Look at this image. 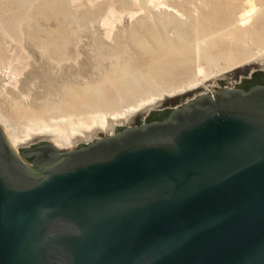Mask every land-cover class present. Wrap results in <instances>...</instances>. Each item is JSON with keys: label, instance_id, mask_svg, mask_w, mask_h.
<instances>
[{"label": "water", "instance_id": "water-1", "mask_svg": "<svg viewBox=\"0 0 264 264\" xmlns=\"http://www.w3.org/2000/svg\"><path fill=\"white\" fill-rule=\"evenodd\" d=\"M73 149L0 125V264H264V85Z\"/></svg>", "mask_w": 264, "mask_h": 264}, {"label": "rangeland", "instance_id": "rangeland-1", "mask_svg": "<svg viewBox=\"0 0 264 264\" xmlns=\"http://www.w3.org/2000/svg\"><path fill=\"white\" fill-rule=\"evenodd\" d=\"M75 1L0 0V114L2 118H4L5 125L8 129L14 130V132L18 134L21 133L20 130L23 131L32 116L39 118L43 116L49 123H54L58 122L61 113L69 110L72 105H77V108L74 109L73 112L76 113L78 111V113L81 114L95 111L98 107L100 110L98 109L97 111H102L104 108L105 110H109L113 107V104L115 106L117 105L116 108L119 107L118 109L115 108L116 110H120L121 106L123 107V104L126 102L124 107L129 105V103H134V101L137 102L138 98L143 99V97L150 93L151 89L152 91L155 90V93H159L165 86H175V84H178L177 82H179V84L183 83L188 75L191 74L190 71L192 69L178 67L175 64H167L165 62L162 63L164 59L161 60L160 56L163 39H165V37L167 38L168 35L170 37L174 35L175 39V35H184L185 38H193L196 33L195 31H197L198 35H201L203 32L208 31L210 26H214L221 22V16H223V14L233 19L238 11L243 8L241 4L243 0H235V3L233 0H230L227 10L221 5L224 1L228 0H166L167 3L172 2V4L170 3L171 6L175 8L177 12L179 10L178 13L184 14L183 17L185 18H183V22L181 23V21L170 19L164 14L165 10L163 8L161 9L153 5L152 9V4L146 3L145 0H138L137 2L133 0ZM255 1L256 4L260 6L264 0ZM137 3L140 4L139 7ZM135 4H137V7L134 6ZM109 9L114 12V17L111 18L113 24L110 31L107 30L105 26L102 27L103 25L100 23L103 21V17L108 14L107 12H109ZM138 9L140 12H138ZM214 9H217L218 12L217 10L215 12ZM23 13L25 14L23 15ZM128 14H130V16ZM151 15L152 18H150ZM115 17L117 18L116 20H114ZM129 17L131 19H129ZM187 18L193 19L189 21ZM216 19L218 20L216 21ZM20 20H22V22ZM263 20L264 16L262 12H259L254 20V27L260 28L259 26H264V24H261L264 23ZM137 25L141 28L145 27L144 29L142 28L143 32ZM147 29L149 30L148 32H146ZM155 29L157 31H155ZM159 29H161V31ZM164 29L165 32L163 34L162 31ZM150 31L152 32L151 34H153L152 36H150ZM170 31H174L175 34ZM104 33H109V36ZM139 33L140 35L142 33V35L140 36ZM188 33L190 34L189 36ZM153 36L155 37L153 38ZM157 36H159L160 43L155 41V38H158ZM106 37L108 38L105 39ZM137 37H140L139 39L142 42ZM114 38L116 39L114 40ZM145 38L149 39L152 45L150 43L148 44L152 47H149L146 43L148 39ZM138 42L142 43H140V48L138 47ZM154 44L157 48L159 47L158 49L160 50H153ZM210 47L211 46L207 47L208 51H216V48ZM152 51L155 52L152 53ZM157 51H160V55L159 58L157 57L159 60L156 58L158 60L155 61L156 64L152 61V57L150 56L154 54V56H157ZM149 54H152L149 56L150 58L147 57ZM154 56L153 60H156ZM7 58L10 59V61ZM194 62H202V60H196L193 52H191L188 63ZM153 64H156L154 66L155 68H152ZM159 64L161 65L159 66ZM123 68L127 69L125 70ZM129 68L133 69L128 70ZM134 69H136V71H134ZM251 69L264 70V62L260 63L254 61L250 64H245V66L239 69L228 71L224 73V75L207 81L204 86L197 89L189 90L176 96H166L158 101L157 104H152L150 105L151 107L147 106L139 113L123 120L122 125L115 126L113 122H111L106 130H94L86 136L76 137L72 140L73 142H71L73 143L71 144L72 146L67 144V146H69L67 147L64 144V147L61 146V150L73 149L79 144H86L95 139L103 138V136L114 134L119 127L123 128L139 125L147 121L153 113L179 106L182 102L199 94H204V92L212 93L214 90L234 87V84H238L240 78L248 75ZM187 70L188 72H186ZM12 71L16 72V74L18 73L15 80L12 76L10 77L9 73ZM185 72L187 74H185ZM129 74H131V77ZM158 74L160 75L157 76ZM148 75L149 77L147 78ZM127 76L131 79L128 78L129 80L125 81ZM116 81L117 83L119 82V84H117L118 86H115ZM126 85L129 86L128 89L131 93L126 89ZM101 86L102 88L100 89ZM124 86L126 87L124 88ZM104 87H107V89ZM68 89H70V91L73 89V93L72 91H68ZM96 89H99V92L103 90V94H106L103 95L101 92H97ZM142 93H146V95H140ZM93 95L95 96L94 98ZM76 96H79L78 99H75L77 98ZM96 97L98 98L96 99ZM73 98L75 101H73ZM91 99H94V102ZM115 101L118 104H116ZM85 102H89V104ZM64 105H67V108L66 106L64 108ZM89 105L90 107L92 106L91 109L95 108L91 110L89 109L90 107H88ZM44 107L47 108L43 109ZM79 107H83V109ZM114 107L111 110H115ZM124 107L121 110H123ZM82 110L86 111L83 112ZM49 111L52 112L50 113ZM48 113H50L51 116H49ZM53 116L58 119L55 120ZM53 139V135L41 134L29 141V143L21 144L18 149L32 146L41 141L52 143Z\"/></svg>", "mask_w": 264, "mask_h": 264}, {"label": "bare ground", "instance_id": "bare-ground-1", "mask_svg": "<svg viewBox=\"0 0 264 264\" xmlns=\"http://www.w3.org/2000/svg\"><path fill=\"white\" fill-rule=\"evenodd\" d=\"M22 1V0H21ZM75 1V0H74ZM78 1V0H77ZM91 1V0H89ZM133 1H138V0H133ZM146 3L148 4H152V6H156L159 8H163L165 10V13L170 19L172 20H176V21H181V23L183 22V15L184 14H180L176 11L175 8H173L171 6L172 2L167 3L166 0H145ZM218 1V0H216ZM72 2V1H71ZM76 2V1H75ZM79 2V1H78ZM95 2V1H94ZM228 2H230V0L228 1H224L223 4L221 5L222 7H225V9L227 10V6H228ZM233 2L235 3V0H233ZM33 3V2H32ZM31 3V4H32ZM92 3V2H91ZM206 3V2H205ZM138 4V3H137ZM137 4H135L134 6L137 7ZM147 4V5H148ZM237 4V3H236ZM243 8L238 11V13L234 16V18L230 19L228 16H225L223 14V16H221V19L218 24L214 25V26H210V29L208 31L203 32V34L198 35L197 31H195V36L193 38L191 37H187L185 38L184 35L179 36V35H175L176 39L173 37H170L168 35V37L165 39H163L164 41L162 42V46H161V56L160 59L164 61L162 63H167V64H175L178 67H182V68H189L192 69L190 72L191 74L188 75L187 79L184 80L183 83L179 84V82H177L178 84L175 86H165L163 87V89L159 92V93H155V90L150 91L149 94L146 95V93H144L146 96L143 97V99L138 98V101L136 99L137 102L134 101V103H129V105H127L126 107H124L125 104H123L124 109L121 110L123 107L121 106L120 110H116L118 108L117 105L115 106L113 104V107L115 110H111L113 107H111V109L109 110H105V108L102 111H97L99 109V107L97 109H95V111H90V112H85L84 110H82L85 113H78V111L76 113L73 112L74 109L77 108V105H72L71 108H69V110H66L65 112L61 113L58 122H54V123H49L47 120H45L43 118V116L41 118L39 117H33L29 119L28 124L24 127L23 131L20 130V134L14 132V130L8 129V127L5 125V121L4 118H2V115L0 114V125L3 129V133L4 136H6V139L9 143V145L15 150L17 151L18 147L21 146V144H26L29 143V141L33 140L36 136L41 135V134H50L53 135L54 139L52 141V145L57 148V149H61L62 147H64V144L67 146V144H69V146H72L71 142H73L72 140L75 139L76 137H82V136H86L88 133L94 131V130H106V128L111 124V122H113V124L115 126H120L122 125L123 120L128 119L130 117H132L133 115L139 113L140 111L143 110V108H146L147 106H150L152 104L155 105V103L157 104L158 101H160L161 99H163L164 97H168V96H176V95H180L183 94L186 91L189 90H193V89H197L201 86H204V84L209 81L212 80L218 76L224 75V73H227L228 71H232V70H236L239 69L240 67L245 66V64H250L251 62L257 61L260 63L264 62V26H259L260 28H255L254 27V20L256 19L257 15L259 12H262V15L264 16V1L263 3L260 4V6H258L256 4L255 0H243V3H241ZM140 4H138L139 7ZM146 5V6H147ZM178 5V4H177ZM230 5V4H229ZM22 6V5H21ZM20 6V7H21ZM133 6V5H132ZM150 6V5H149ZM179 6V5H178ZM182 6V5H181ZM215 6V5H214ZM155 7V8H156ZM176 7V5H175ZM229 7V6H228ZM112 8V7H111ZM142 8V7H141ZM232 8V7H231ZM113 9V8H112ZM153 9V8H152ZM224 9V10H225ZM27 10V9H26ZM131 10V9H129ZM139 10V9H138ZM196 10V9H195ZM215 10V9H214ZM217 10V9H216ZM215 10V12H216ZM223 10V11H224ZM114 11V9H113ZM112 10L109 9V12H107L108 14H106L105 17L101 18L103 19L102 22V27H106L107 30H111L112 29V24L113 21L111 20V18L114 17V12ZM197 11V10H196ZM25 12V11H24ZM123 12V11H122ZM140 12V10L138 11ZM184 12V11H183ZM182 12V13H183ZM218 12V10H217ZM226 12V11H225ZM103 13V12H102ZM116 13V12H115ZM195 13V12H194ZM25 13H23L24 15ZM104 14V13H103ZM102 14V15H103ZM120 14V13H119ZM123 14V13H122ZM121 14V15H122ZM137 14V13H136ZM186 14V13H185ZM220 14V13H219ZM228 14V13H227ZM234 14V13H233ZM130 16V14H128ZM213 15V14H212ZM217 15V14H216ZM21 16V15H20ZM104 16V15H103ZM189 16V15H188ZM202 16V15H201ZM211 16V14H210ZM233 16V15H232ZM231 16V17H232ZM132 17V16H131ZM134 17V15H133ZM154 17V16H153ZM192 17V16H190ZM206 17V16H205ZM262 17V16H261ZM260 17V18H261ZM122 18V17H121ZM120 18V19H121ZM150 18H152V15L150 16ZM156 18V17H155ZM214 18V17H213ZM218 18V17H216ZM22 19V17H21ZM117 18L115 17L114 20H116ZM129 19H131L129 17ZM188 19V18H187ZM193 18L188 19L189 21H192ZM262 19V18H261ZM260 19V20H261ZM24 20V19H23ZM29 20V19H28ZM157 20V19H156ZM206 20V19H205ZM218 19H216L217 21ZM22 22V20H20ZM151 21V19H150ZM153 21V19H152ZM160 21V20H159ZM194 21V20H193ZM207 21V20H206ZM264 21V20H263ZM20 22V23H21ZM26 22V21H25ZM118 22V21H117ZM196 22V21H195ZM208 22V21H207ZM119 23V22H118ZM152 23V22H151ZM158 23V22H157ZM205 23V21H204ZM209 23V22H208ZM19 24V23H18ZM17 24V26H18ZM115 24V23H114ZM215 24V23H214ZM259 24V23H258ZM264 24V23H261ZM260 24V25H261ZM157 26H159L158 24H156ZM180 25V24H179ZM188 25V24H187ZM138 26V25H137ZM145 26V25H143ZM154 26V25H153ZM202 26V25H201ZM200 26V27H201ZM114 27V25H113ZM139 27V26H138ZM165 27V26H164ZM199 27V28H200ZM203 27V26H202ZM141 31L145 28H141ZM147 28V27H146ZM166 28V27H165ZM196 28V27H195ZM138 29V28H137ZM105 30V29H104ZM139 30V29H138ZM161 31V29H159ZM182 30V29H180ZM199 30V29H198ZM206 30V29H205ZM149 30L147 29L146 32H148ZM155 31H157L155 29ZM184 31V30H183ZM106 32V31H105ZM112 32V31H111ZM110 32V33H111ZM140 32V31H139ZM143 32V31H142ZM163 34L165 32V29L162 31ZM173 32L174 31H170ZM181 32V31H178ZM188 32V31H187ZM190 32V31H189ZM50 33V32H48ZM145 33V32H144ZM152 32L150 31V36H152L153 34H151ZM157 33V32H156ZM192 33V32H190ZM54 34V33H53ZM52 34V35H53ZM104 34H108L109 33H104ZM148 34V33H147ZM146 34V35H147ZM175 34V33H174ZM187 34V33H186ZM112 35V34H111ZM140 35V33H139ZM138 35V36H139ZM142 35V33H141ZM140 35V36H141ZM149 35V34H148ZM162 35V34H161ZM190 34L188 33V36ZM54 36V35H53ZM155 36H153L154 38ZM158 38H155V41L159 42V36H157ZM164 37V36H163ZM170 37V38H169ZM216 37V38H215ZM53 38V37H52ZM55 38V37H54ZM108 37H106L105 39H107ZM117 38V37H116ZM114 38V40L116 39ZM138 38V37H137ZM140 38V37H139ZM138 38V39H139ZM162 38V36H161ZM111 39V37H110ZM118 39V38H117ZM148 39V38H145ZM140 40V39H139ZM141 41V40H140ZM148 42H146L147 44L150 43L149 39L147 40ZM142 42V41H141ZM139 44V48H140V43ZM157 42V44H158ZM53 43V42H52ZM160 43V42H159ZM142 44V43H141ZM152 45V43H150ZM149 47H152L150 46ZM155 45V44H154ZM145 46V45H144ZM156 46V45H155ZM154 46V47H155ZM158 46L160 47V45L158 44ZM211 46L212 48H216L215 52H210L208 51L207 47ZM143 47V46H142ZM153 50H160L157 48ZM210 47V48H211ZM147 48V46H146ZM144 49V48H143ZM150 49V48H149ZM148 49V50H149ZM151 50V49H150ZM155 51H152V53ZM158 55L156 53L157 56H154L152 54H149L147 57L150 58L152 57V61H158L159 59V55H160V51H157ZM191 52H193L194 57L196 60H202V62H197V63H188L189 62V58L191 57ZM116 55V54H115ZM152 55V56H150ZM117 56V55H116ZM120 56V55H119ZM150 56V57H149ZM153 56L154 58L157 59L153 60ZM8 59V58H7ZM147 59V58H146ZM10 61V59H8ZM151 60V59H150ZM151 61V62H152ZM137 62V61H136ZM161 62V61H159ZM156 63V62H155ZM161 63V64H162ZM12 64V63H11ZM152 64V63H151ZM149 64V65H151ZM157 64V63H156ZM155 64V65H156ZM159 64V66L161 65ZM123 65V64H122ZM153 64L152 68H155V66ZM166 65V64H165ZM11 66V65H8ZM168 66V65H167ZM130 67V66H127ZM134 67V66H132ZM137 67V66H136ZM135 67V68H136ZM158 67V66H157ZM156 67V68H157ZM8 68V67H7ZM10 68V67H9ZM125 69V68H123ZM127 69V68H126ZM125 69V70H126ZM133 68H129L128 70H131ZM137 69V68H136ZM136 69H134V71H136ZM169 69V68H168ZM139 70V69H138ZM137 70V71H138ZM154 70V69H153ZM134 71H131L133 73H135ZM185 71V70H184ZM163 72V71H162ZM188 72V70L186 71ZM185 72V74H187ZM139 73V72H138ZM154 73V72H153ZM10 77L12 76V78L15 80L17 77L16 72H10ZM120 74V73H119ZM118 74V76H119ZM167 74V73H166ZM131 77V74H129ZM140 75V74H139ZM160 74H158L157 76H159ZM169 75V74H168ZM171 75V74H170ZM117 76V77H118ZM137 76V75H136ZM166 76V75H165ZM129 76H127V80H129L128 78H130ZM133 77V75H132ZM149 77V75L147 76V78ZM156 77V76H155ZM154 77V78H155ZM173 77V76H171ZM141 78V77H140ZM131 79V78H130ZM134 80V79H132ZM131 80V81H132ZM142 80V79H141ZM155 80V79H153ZM152 80V81H153ZM130 81V83H131ZM135 81V80H134ZM176 81V80H175ZM15 82V81H14ZM181 82V81H180ZM123 83V82H122ZM125 83V82H124ZM162 83V82H160ZM176 83V82H175ZM15 84V83H13ZM119 84V82L117 83L116 81V85ZM121 84V83H120ZM159 84V83H158ZM16 85V84H15ZM14 85V86H15ZM103 85V84H102ZM125 85V84H124ZM129 85V84H128ZM128 85L124 86V88L126 87V89L128 90V92H130V90L128 89ZM157 85V84H156ZM123 86V85H122ZM132 87V86H131ZM159 87V86H158ZM162 87V86H161ZM160 87V88H161ZM102 88V86L100 87V89ZM107 89V87H104ZM150 88V87H147ZM87 89V88H86ZM85 89V90H86ZM117 89V88H116ZM144 89V88H143ZM155 89V88H153ZM73 89H71L72 91ZM97 92H99V89H96ZM123 90V87H122ZM126 90V91H127ZM133 90V89H132ZM131 90V91H132ZM68 91H70V89H68ZM70 91V92H71ZM141 91V90H140ZM144 91V90H143ZM148 91V90H147ZM85 92V91H84ZM101 94H103V90L100 91ZM99 92V93H100ZM142 92V91H141ZM152 92V93H151ZM73 93V91H72ZM71 93V94H72ZM76 93V92H74ZM86 93V92H85ZM92 93V92H91ZM98 93V94H99ZM126 93V92H125ZM131 93V92H130ZM135 93V92H134ZM69 94V93H68ZM70 94V95H71ZM95 94V93H94ZM106 94V93H104ZM103 94V95H104ZM143 93L140 95H144ZM77 95V94H74ZM79 95V94H78ZM85 95V94H84ZM82 95V96H84ZM96 95V94H95ZM125 95V94H124ZM131 95V94H130ZM129 95V96H130ZM134 95V94H133ZM138 95V94H137ZM97 96V95H96ZM100 96V95H99ZM135 96V95H134ZM74 97V96H73ZM78 99L79 96H76ZM95 96L93 95V98ZM139 97V96H137ZM72 98V97H71ZM82 98V97H81ZM92 98V97H89ZM98 97H96L97 99ZM99 98H103V97H99ZM134 98V97H133ZM74 99V98H73ZM75 99L73 101H75ZM86 99V98H85ZM140 99V100H139ZM70 100V99H69ZM72 100V99H71ZM94 102V99H91ZM102 100V99H101ZM112 100V99H111ZM115 100V99H114ZM113 100V101H114ZM126 100V99H125ZM68 102V100H67ZM108 102V101H107ZM116 102V101H115ZM69 103V102H68ZM72 103V102H70ZM80 103V101H79ZM84 103V102H83ZM86 103V102H85ZM114 103V102H113ZM86 104H89V102H87ZM97 104V102H96ZM110 104V103H109ZM116 104H118L116 102ZM82 105V104H80ZM67 108V105H64V108ZM107 106V105H106ZM57 107V106H54ZM90 107V105L88 106ZM92 107V106H91ZM91 107L89 109H91ZM97 107V106H96ZM105 107V106H104ZM110 107V106H109ZM151 107V106H150ZM42 108V107H41ZM47 107H44L43 109H45ZM52 108V107H51ZM50 108V109H51ZM63 108V107H62ZM80 108V107H79ZM78 108V109H79ZM83 109V107H81ZM80 108V109H81ZM95 108V107H94ZM93 108V109H94ZM59 109V107H58ZM85 109V108H84ZM91 109V110H93ZM107 109V108H106ZM47 110V109H46ZM45 110V111H46ZM55 110V109H54ZM57 110V109H56ZM100 110V109H99ZM88 111V109H87ZM50 113L52 111H49ZM44 113V112H43ZM49 114V116H51V114ZM41 114V113H40ZM46 114V113H45ZM42 115V114H41ZM47 115V114H46ZM55 116V115H54ZM53 116V118H54ZM57 116V115H56ZM28 117V116H27ZM46 117V116H45ZM27 119V118H26ZM49 119V118H48ZM55 120H57L56 118H54ZM53 122V121H51ZM26 123V122H25ZM12 127V126H10ZM16 130V129H15ZM111 133V132H109ZM62 146V147H61ZM67 146V147H69Z\"/></svg>", "mask_w": 264, "mask_h": 264}, {"label": "flooded vegetation", "instance_id": "flooded-vegetation-1", "mask_svg": "<svg viewBox=\"0 0 264 264\" xmlns=\"http://www.w3.org/2000/svg\"><path fill=\"white\" fill-rule=\"evenodd\" d=\"M255 85H264V70L263 69H251L248 75L240 78L237 87L245 89V88L255 86ZM160 114L161 113H153L147 120L156 119Z\"/></svg>", "mask_w": 264, "mask_h": 264}, {"label": "built area", "instance_id": "built-area-1", "mask_svg": "<svg viewBox=\"0 0 264 264\" xmlns=\"http://www.w3.org/2000/svg\"><path fill=\"white\" fill-rule=\"evenodd\" d=\"M239 83V82H238Z\"/></svg>", "mask_w": 264, "mask_h": 264}]
</instances>
